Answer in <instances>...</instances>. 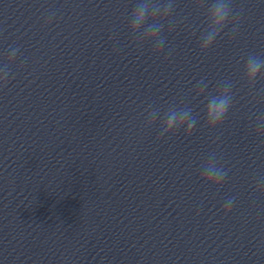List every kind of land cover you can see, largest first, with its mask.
<instances>
[{
    "label": "clouds",
    "instance_id": "clouds-1",
    "mask_svg": "<svg viewBox=\"0 0 264 264\" xmlns=\"http://www.w3.org/2000/svg\"><path fill=\"white\" fill-rule=\"evenodd\" d=\"M207 4L204 16V29L200 36L201 52L206 53L212 48L218 37L224 33L226 28L235 36L240 23L239 14L233 13L232 0H198V7ZM175 10L174 0H135L128 15L127 29L131 37V43L137 48H143L146 44L152 46V50L159 55L166 45L164 30L166 23L172 24L170 17ZM169 31L172 28L168 29ZM226 34V33H225ZM19 48H12L6 57V61L0 66V87H6L11 75V65L17 58ZM243 78L250 85L254 86L258 79L264 78V57L249 54L244 61ZM199 97L205 93L209 85L203 80L197 81ZM233 84L230 81L219 82L214 91L208 92L205 97L206 103L203 108L204 126L209 130L220 126L232 107L234 93ZM151 105L145 109V117L148 125L161 120V137L174 135L183 130L186 136H191L195 130L197 119L193 115L192 108L184 104H173L169 106L163 115L159 109ZM255 130L258 135L264 134V116L257 117ZM200 180L204 185L219 190L228 175V170L223 167L215 152L209 153L207 159L201 164ZM255 191L264 194V182L256 181ZM235 197H228L224 200L222 208L227 215L233 210Z\"/></svg>",
    "mask_w": 264,
    "mask_h": 264
}]
</instances>
